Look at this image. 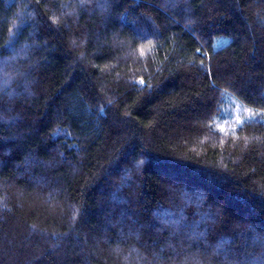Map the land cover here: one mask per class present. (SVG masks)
<instances>
[{
	"label": "trees",
	"instance_id": "obj_1",
	"mask_svg": "<svg viewBox=\"0 0 264 264\" xmlns=\"http://www.w3.org/2000/svg\"><path fill=\"white\" fill-rule=\"evenodd\" d=\"M0 264H264V0H0Z\"/></svg>",
	"mask_w": 264,
	"mask_h": 264
},
{
	"label": "rangeland",
	"instance_id": "obj_2",
	"mask_svg": "<svg viewBox=\"0 0 264 264\" xmlns=\"http://www.w3.org/2000/svg\"><path fill=\"white\" fill-rule=\"evenodd\" d=\"M241 109H244L242 112ZM228 114L230 115L228 121L221 122L222 127H230L237 124V121H243L246 117L252 113L249 108L243 106L241 103L235 102L232 108H229Z\"/></svg>",
	"mask_w": 264,
	"mask_h": 264
},
{
	"label": "snow or ice",
	"instance_id": "obj_3",
	"mask_svg": "<svg viewBox=\"0 0 264 264\" xmlns=\"http://www.w3.org/2000/svg\"><path fill=\"white\" fill-rule=\"evenodd\" d=\"M241 111L243 112L244 109H241ZM246 119H249V118L246 117ZM243 122H244V121H237V124L239 125V124H242ZM219 131H220V132H226L227 130H226V128H224V127H220Z\"/></svg>",
	"mask_w": 264,
	"mask_h": 264
}]
</instances>
